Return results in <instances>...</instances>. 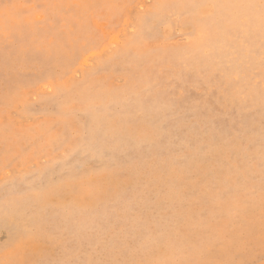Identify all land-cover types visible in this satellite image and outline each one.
Wrapping results in <instances>:
<instances>
[{
  "label": "rangeland",
  "instance_id": "1",
  "mask_svg": "<svg viewBox=\"0 0 264 264\" xmlns=\"http://www.w3.org/2000/svg\"><path fill=\"white\" fill-rule=\"evenodd\" d=\"M260 2L0 0V264H264Z\"/></svg>",
  "mask_w": 264,
  "mask_h": 264
},
{
  "label": "snow or ice",
  "instance_id": "2",
  "mask_svg": "<svg viewBox=\"0 0 264 264\" xmlns=\"http://www.w3.org/2000/svg\"><path fill=\"white\" fill-rule=\"evenodd\" d=\"M234 7H237V8H253V7H257V6L256 5H235ZM258 7L260 9L261 27L264 28V0H261Z\"/></svg>",
  "mask_w": 264,
  "mask_h": 264
}]
</instances>
